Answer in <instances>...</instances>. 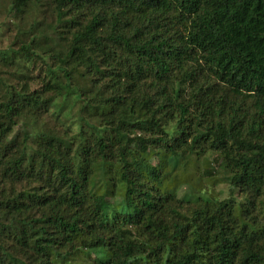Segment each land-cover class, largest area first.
I'll return each mask as SVG.
<instances>
[{
    "label": "trees",
    "instance_id": "1",
    "mask_svg": "<svg viewBox=\"0 0 264 264\" xmlns=\"http://www.w3.org/2000/svg\"><path fill=\"white\" fill-rule=\"evenodd\" d=\"M7 5L0 264H264V0Z\"/></svg>",
    "mask_w": 264,
    "mask_h": 264
},
{
    "label": "rangeland",
    "instance_id": "2",
    "mask_svg": "<svg viewBox=\"0 0 264 264\" xmlns=\"http://www.w3.org/2000/svg\"><path fill=\"white\" fill-rule=\"evenodd\" d=\"M7 1L8 0H0V49H5L8 46L11 45L12 41H13V36H14V18L10 15V13L8 12V5H7ZM34 75L36 74V72L33 73ZM36 84L37 82L34 81ZM36 84H34V86H36ZM46 124H48L49 126L53 125L52 119L48 118L47 121H45ZM19 131V128L15 129V132L17 133ZM210 166L213 170L210 169ZM209 166L208 170L203 172L204 168H207L208 166L201 161H195L193 158L188 159L186 162H183V164H181V167L179 168L180 171H186L184 173L185 178L187 177L188 179H190V182L192 184H195L194 182H196V179H200V183L195 184L196 186H199V188L201 189H205L207 190V192H209L210 195H212L214 198L217 199H225L229 196L230 193V188L226 185V184H217V185H212V181L213 179H216L217 177L220 178L219 173L212 178L207 177V174H205L208 171H211L214 173V171H216L214 168H216V165L214 162H211V165ZM194 178H193V175ZM216 181H218L216 179ZM178 194L180 196H185L187 198H190L191 200L195 199V196L193 194V196H191L192 194L190 193V191L188 190V188L186 186H181L178 189ZM114 202L116 204H122L124 205L125 201L122 200L121 197H116L114 199Z\"/></svg>",
    "mask_w": 264,
    "mask_h": 264
}]
</instances>
